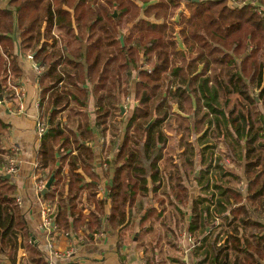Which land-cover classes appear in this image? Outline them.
Listing matches in <instances>:
<instances>
[{
	"label": "trees",
	"instance_id": "16d2710c",
	"mask_svg": "<svg viewBox=\"0 0 264 264\" xmlns=\"http://www.w3.org/2000/svg\"><path fill=\"white\" fill-rule=\"evenodd\" d=\"M182 2L180 48L166 20ZM7 6L0 8V83L21 75L12 37L17 32L20 55L32 54L43 68L40 117L47 128L37 170L47 172L46 182L53 176L41 198L54 206L50 218L56 231L92 235L104 218L113 228L123 224L136 196L163 183L160 165L171 167L168 188L173 180L178 201L188 203L179 166L193 177L198 160L205 170L194 178L200 189L190 201L187 223L188 237L199 239L195 264H264V223L258 219H264V0H8ZM122 21L131 25L123 45ZM42 24L46 38L53 26L57 29L50 45L41 42ZM90 94L97 107L93 123L87 110L73 103L84 106ZM122 99H130L132 110L118 120ZM73 114L81 118L76 131ZM8 128L0 119V167L10 157L4 147ZM94 130L109 137L104 154L112 152L122 162L105 196L109 213L105 198H96ZM195 136L201 149L191 140ZM173 138H178L179 165L165 156ZM217 142L223 144L219 154ZM223 157L235 167H227ZM14 192L0 175V259L16 264L23 249L28 264H47ZM216 218L221 222L206 234Z\"/></svg>",
	"mask_w": 264,
	"mask_h": 264
},
{
	"label": "crops",
	"instance_id": "0c3cea01",
	"mask_svg": "<svg viewBox=\"0 0 264 264\" xmlns=\"http://www.w3.org/2000/svg\"><path fill=\"white\" fill-rule=\"evenodd\" d=\"M1 2H3V6L6 4V0ZM142 5L145 6L144 4ZM63 9L71 14L73 13L71 9L65 6H63ZM178 12L182 13L183 11L179 10ZM114 13L116 16V12ZM184 13V15L187 14L186 12ZM120 25H118L119 36L123 33L124 39L129 28H122ZM41 32V42H46L48 45L52 44L53 36L57 37V29L54 26L51 29L49 38L44 36L45 24H42ZM12 37H14L16 53L17 55L19 54L17 62L21 75L15 77L14 82L10 78L0 83V119L9 127L4 147L10 152V155L12 147L18 149V168L7 179L14 185L15 202L17 198L20 200V203L16 202V204L24 214L30 237L34 245H37L42 251L47 264H152V258L156 263L157 258L162 256L164 257L163 259L161 258L163 264H195L196 258L193 256V248L198 244L199 239L193 237L188 239L187 223L191 217L189 213L190 201L199 195L200 189L199 183L194 178L199 176L201 170H205V165H202L198 160L193 167V177L188 168L183 170L179 166L180 183L188 190L189 194L188 203L187 200H184L183 203L178 201L181 196L177 197L174 194V190L171 187L174 184L173 180L168 188V183L171 182L168 172H171V167L160 165V174L164 178L163 183H165L159 184L156 191L151 189L148 195H137L134 203L127 207L124 223L116 228H113L105 218L102 229L92 235H87L80 230L78 232L70 230L67 233L59 234L55 227L53 229L43 227V210L45 207L52 211L54 209V206L45 205L41 194L37 190L38 185L46 183L47 176L46 171L37 170V151L40 146V140H38L36 134V123L38 120H43L40 117L42 88L39 86V75H41L43 68L42 70L36 69L39 65H36L32 54L26 52L25 55L21 56L19 45H17L18 41H15L19 40L18 33L15 32ZM179 38L178 36L175 41L178 43V47L181 46L180 48H182L183 45ZM87 85H89V91L92 93L93 85L86 82L85 86ZM73 103H75L76 108L87 110L91 123L94 122L97 107L92 94H90L84 106H80L76 102ZM120 104L123 107V114H121L120 110L117 119L125 120L130 114L131 105L128 102V105H125L122 101ZM173 111L178 112L176 105L173 106ZM64 113L62 112L58 117L63 119ZM73 115H70L73 118L71 129L76 131L81 118L78 117V114ZM197 137H193L194 140ZM108 139V136L104 137L98 131H93L91 147L94 150L95 163L98 168L96 171H98L100 178L96 198H105L104 211L106 213H109L110 204L105 196H107L111 177L116 165L122 164V162L114 158L112 152H108L111 155L110 160H108L109 165L105 162L104 148L102 150V147L103 143H106L105 141H108ZM194 142L196 149H201L203 145H199L196 141ZM82 143H84L83 140ZM222 145V142H217L215 154L220 153ZM179 151L176 149V151L171 152L176 157V161H173L174 165L181 163ZM171 153L168 154L169 157ZM223 159L226 160L224 164L227 167H235L233 164H228L231 162L228 158L223 157ZM101 163L102 168H100ZM4 167L5 164L0 167V175L6 177L7 174L4 173ZM190 179L193 180V183ZM148 186L152 187L149 179ZM177 214L180 217H176ZM258 219L264 223V219ZM177 221L179 222L178 225ZM220 222V218H216V221L210 220L205 233H209V227H215ZM182 223L183 226L181 225ZM98 233H101V236L97 237L96 234ZM225 239V236H223L220 243H223ZM25 257V251L20 249L16 264H28ZM0 264L11 263L3 257L0 259Z\"/></svg>",
	"mask_w": 264,
	"mask_h": 264
},
{
	"label": "built area",
	"instance_id": "2783aa9c",
	"mask_svg": "<svg viewBox=\"0 0 264 264\" xmlns=\"http://www.w3.org/2000/svg\"><path fill=\"white\" fill-rule=\"evenodd\" d=\"M261 9L262 8L258 9L259 13L261 12ZM36 69L42 70V66H37ZM127 100L130 101V99H127ZM20 108H21V106H20ZM46 128H47V125H46L45 121H43V120L37 121V123H36V134L38 136V140H40L41 136L46 131ZM11 150H12V153H11L10 157L8 158V161L4 167V173L9 175V176L14 174L18 168V158H17L18 149L16 147H12ZM110 157H111L110 154L105 155V162L106 163L108 160H110ZM44 186H45V183H41L40 185L37 186V188H38L37 190L39 193L43 190ZM16 202L19 204L20 200L17 198ZM50 215H51V210L48 207L47 208L45 207V209L43 210V227L53 229L54 226L51 223ZM96 236L97 237L101 236V233L96 234ZM188 239H190V238L188 237ZM67 254H68V252H67ZM144 264H147V263H144Z\"/></svg>",
	"mask_w": 264,
	"mask_h": 264
},
{
	"label": "rangeland",
	"instance_id": "374dc122",
	"mask_svg": "<svg viewBox=\"0 0 264 264\" xmlns=\"http://www.w3.org/2000/svg\"><path fill=\"white\" fill-rule=\"evenodd\" d=\"M1 1H4V0H0V8H3V7H8L7 6V1L8 0H6V4L3 6V2H1ZM99 1H103V0H99ZM136 2H138L139 0H135ZM156 0H150V2H155ZM145 5V4H144ZM184 6H185V2H182V4L180 5V8L177 10V12L174 14V16L171 18V19H167L166 20V22H167V25H166V30H167V32H169V30L171 29L170 28V26L173 28V34H172V39H177L178 38V35H177V32L179 31V29H180V27H181V24L179 25V22L178 21H180V16H181V12L179 13L178 11L179 10H183V8H184ZM113 11V10H112ZM114 11H116V10H114ZM118 11V10H117ZM180 14V15H179ZM185 14V13H184ZM184 14H182V15H184ZM120 27H122V28H125V27H128L129 29L131 28V25H129V26H127L123 21L121 22V25H120ZM129 29H127V30H129ZM242 41H244V40H242ZM181 47V46H180ZM193 51V50H192ZM201 68V66H199V69ZM255 97H257V96H255ZM255 99H257V98H255ZM127 102H128V100L127 99H125V100H122V103H124L125 105H128L129 103H130V101H129V103L127 104ZM118 130H120V126L118 127ZM178 139V138H177ZM177 139H171L170 140V144H171V147L170 146H168L167 147V150H168V152H166L165 153V156H167L169 153H171V152H174V150L176 151V148H177V146H176V141H177ZM192 141H194V138H192L191 139ZM219 147H220V145H219ZM171 161H176V157H175V154L174 153H171ZM223 161L224 162H226V160L225 159H223ZM228 164H230V165H232V163L231 162H229ZM191 181H192V183H193V180L192 179H190ZM190 180H188L189 182H191ZM161 258L163 259L164 257L162 256V257H158L157 258V262L155 263V260H153L152 261V264H158V260H161ZM148 264V263H147Z\"/></svg>",
	"mask_w": 264,
	"mask_h": 264
},
{
	"label": "water",
	"instance_id": "95a60500",
	"mask_svg": "<svg viewBox=\"0 0 264 264\" xmlns=\"http://www.w3.org/2000/svg\"><path fill=\"white\" fill-rule=\"evenodd\" d=\"M194 1H198V0H194ZM119 42L121 43V45H123V33H121L119 36ZM119 108L121 110V114H123L122 104H119ZM6 178H9V175H6ZM52 181H53V176H51L48 179V181L45 183V186H44L43 190L41 191V195L44 194L50 188Z\"/></svg>",
	"mask_w": 264,
	"mask_h": 264
}]
</instances>
